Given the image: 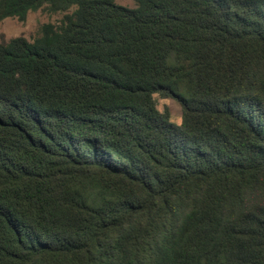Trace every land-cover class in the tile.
<instances>
[{
  "label": "trees",
  "instance_id": "trees-1",
  "mask_svg": "<svg viewBox=\"0 0 264 264\" xmlns=\"http://www.w3.org/2000/svg\"><path fill=\"white\" fill-rule=\"evenodd\" d=\"M134 1L0 0V264H264V0Z\"/></svg>",
  "mask_w": 264,
  "mask_h": 264
},
{
  "label": "rangeland",
  "instance_id": "rangeland-1",
  "mask_svg": "<svg viewBox=\"0 0 264 264\" xmlns=\"http://www.w3.org/2000/svg\"><path fill=\"white\" fill-rule=\"evenodd\" d=\"M117 3L134 7V0H115ZM75 7L70 9L72 11ZM66 12L52 13L47 8H40L35 11H30L26 20H19L16 17H7L0 21V42L8 41L9 39L23 35L29 40H33L40 33V29L44 23L59 24ZM158 106L161 110L168 109L172 119L176 122L181 121L182 109L180 105L171 98H162L156 95Z\"/></svg>",
  "mask_w": 264,
  "mask_h": 264
}]
</instances>
